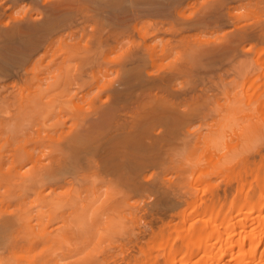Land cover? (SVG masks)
<instances>
[{
  "label": "bare ground",
  "instance_id": "bare-ground-1",
  "mask_svg": "<svg viewBox=\"0 0 264 264\" xmlns=\"http://www.w3.org/2000/svg\"><path fill=\"white\" fill-rule=\"evenodd\" d=\"M186 9L190 12L185 13ZM189 33L195 37L189 39ZM263 39L264 0H0V149L9 143V136H15V132L16 136L12 138H18L17 135L22 140L27 138V134L35 130L32 128L30 132L28 129L35 123L41 131L42 127V130L48 128L43 126L45 121L44 125L53 120L60 123L62 120L59 119L63 117L64 120V116L71 121L60 141L57 139L53 146L50 144L52 159L49 158L50 162L45 166L42 162L36 163L40 157L33 154V146L26 149L18 143V150L9 158V151L6 153L3 148L8 164L0 150L1 251L12 229L44 232L43 237L40 235L43 233L38 237L53 246L61 243L62 232L66 229L65 233L78 240L77 248L81 245L84 248L91 237H95L94 240L97 237L101 242L103 237L124 233L126 229L115 213L107 215L103 224H97L100 206L94 207L98 192L92 193V187V190L89 187L91 191H85L92 194H88L92 198L89 196L85 202L69 195V205L67 200L64 205L67 208L71 205L73 210L69 213L70 207L66 208V218L59 214L65 223L45 230L49 220L46 221L44 216H51L60 208L59 201L55 203L56 198L52 197L54 185L60 180V183L70 184L78 177L83 179L80 176L83 173L79 172L88 168L95 176L98 171L97 178H106L102 186L110 184V188H115L108 191L107 185L105 196L150 194L153 204L148 203L152 205L153 214L162 218H158L160 222L165 216L174 217L171 212L175 209L178 210L177 217L178 213L181 216L183 210L186 212L191 207L188 211L193 214L189 212L191 216L184 222L187 227L183 225L180 232L177 228L173 232L175 239L171 241L176 240V251L167 244L173 237L171 231L169 240L164 234L167 243L164 235L157 243L163 251V264H264V110L261 108L264 104V71L254 70L250 58L253 44ZM257 56H260L259 52L255 58H259ZM253 70L259 74L254 72L253 75ZM215 72L219 74L211 75L217 82V85L213 84L217 90L211 87L212 77L204 75ZM252 77L259 78L262 83L255 82ZM244 82L255 90L251 95L242 93L241 83ZM12 83L19 85L11 87ZM209 83L211 85L207 87ZM211 88L213 95L221 90L222 97L219 93L220 99L215 97L216 94L213 97ZM212 97L217 100L210 106ZM78 100L88 102L85 106L88 108H79ZM251 109L259 116H250ZM50 126L48 130L52 129ZM20 132L25 136L21 137ZM33 145L35 148L37 144ZM190 150H194L192 153L197 157L196 152L200 153L197 150L202 151L201 155L205 152L212 161L211 167L201 173L205 186L200 189L205 187L206 198L202 201L198 197L202 206L196 199L192 201L200 204V211L193 210L196 207L193 203L194 208L190 205L192 199L189 198L186 204L182 200L188 208L181 212L175 191L170 192L180 183L176 185L166 176L171 171V164L175 169V166H183L184 160L187 164L192 158L198 161ZM48 153L50 157L47 150ZM250 155L252 158L248 161ZM176 162L178 165L174 164ZM182 166L180 171H185ZM60 168L66 169L63 174L67 175V180L60 174ZM213 178L227 185H218L217 181L213 184ZM230 182H234V186ZM222 186H228L230 191L233 189L230 199L225 196L229 189ZM28 192L41 199L35 213L28 210V214L19 211L20 215H11L9 206L14 207L13 200L18 201ZM221 194L224 197H220ZM75 200L81 205H76ZM113 201L117 202L116 199ZM161 227L158 238L164 229ZM151 233L152 237L157 235L156 231ZM151 239L148 238L149 242ZM39 241L42 243L41 239ZM154 241L150 245L152 249ZM54 250L51 247V251ZM152 260L155 263V258Z\"/></svg>",
  "mask_w": 264,
  "mask_h": 264
},
{
  "label": "rangeland",
  "instance_id": "rangeland-1",
  "mask_svg": "<svg viewBox=\"0 0 264 264\" xmlns=\"http://www.w3.org/2000/svg\"><path fill=\"white\" fill-rule=\"evenodd\" d=\"M188 9H186V11H185V13H189L190 12V10H188ZM190 35H189V39L190 38H192V37H195V35L193 36V34L192 33H189ZM262 41V42H261ZM260 42H258L257 44H253L254 45V47H253V50H251V54H250V58H251V63H253L254 65H252L253 66V69L255 70H257V71H259V73L260 72H263L264 71V49H262L261 50V48H263L264 47V39L263 40H261ZM256 47H257V49H256ZM259 47V48H258ZM261 47V48H260ZM256 49V51H254ZM261 51V52H260ZM255 52H256V54H255ZM258 52H259V55L260 56H257V57H259V58H255L256 57V55L258 54ZM261 53V54H260ZM254 58H253V57ZM255 61H254V60ZM259 60V61H258ZM261 61V62H260ZM257 62L259 63V64H257ZM261 63H263L262 65H261ZM260 66H262V68H260ZM259 68V69H258ZM260 69H261V71H260ZM253 70V75H255L254 74V72H256V71H254ZM258 72H256V74H257ZM258 73V74H259ZM214 74V76L216 75V74H219V73H210V74H204V75H210V77H212V78H210V79H212L211 81H213V82H211L210 81V83H212V88H215V87H213V84H216L217 82H216V80H215V82H214V77L212 76V75ZM207 76V77H208ZM206 76H204V78H205ZM255 77V76H254ZM203 78V79H204ZM194 79V78H193ZM216 79V78H215ZM252 79H254L253 77H252ZM255 80V82L257 81V83H259V82H261L262 83V81H259V78L257 79V77L254 79ZM254 80H253V82H254ZM259 81V82H258ZM196 82H198L197 80H196ZM208 84V86L207 87H209L211 84ZM13 84V86H11V87H18V83H12ZM196 84H199L200 85V82H198V83H196ZM242 84L243 83H241V91H243L242 93H248V95L251 93V92H253V91H255V90H253V88H250V87H252L250 84H252V80H251V83L248 85V87H247V84H248V82L247 83H245L244 82V84H243V88H242ZM246 84V85H245ZM260 84V83H259ZM217 85V84H216ZM245 85V86H244ZM254 85V84H253ZM215 86V85H214ZM257 86V85H256ZM210 89L209 91H210V93H211V91L213 90V89ZM217 89H218V87H216ZM215 88V89H216ZM245 88V89H244ZM209 89V88H208ZM214 89V90H215ZM216 89V90H217ZM244 89V90H243ZM247 90H248V92H247ZM252 90V91H251ZM222 91L220 90V92H218L219 93V96L220 97H222V94L220 95V93H221ZM208 93V92H207ZM210 93H208V94H210ZM217 93V94H218ZM246 93H245V95H246ZM216 94V93H215ZM215 94L213 95V91H212V95H213V97L215 96ZM216 94V95H217ZM244 95V94H243ZM251 95V94H250ZM218 95L217 96H215L216 98L218 97V99H220V97H219ZM213 97H212V102L210 101V106H212V105H214L215 104V102H216V98L215 99H213ZM213 100H215V101H213ZM79 103V104H78ZM257 104V102L256 103H254L253 104V106H255ZM77 105L79 106V108H84L86 105L88 106V102H86V101H79L78 100V102H77ZM258 105V104H257ZM256 105V106H257ZM264 104H262L261 105V108H263V110H264V106H263ZM253 106H252V108H253ZM255 106V107H256ZM86 108V107H85ZM88 108V107H87ZM86 108V109H87ZM86 109H82V110H86ZM251 110H253V109H251ZM261 111H262V109H260ZM254 111L255 110H253V112L251 111L250 112V110H249V112L251 113V114H253V115H251L250 114V116H255L256 114L254 113ZM257 112V111H256ZM260 112V111H259ZM259 112H257V113H259ZM264 111H262V115L264 116V113H263ZM261 115V114H260ZM262 115H261V117H262ZM256 116H259L258 114L256 115ZM61 117V116H60ZM59 117V118H60ZM65 117H67V116H64V120H63V117H61L59 120L61 121H65V122H62L63 124H65V126L62 124L60 127H62V128H58L57 129V127H58V125H60V123H55L56 122V120L54 121L53 120V123H49V122H52V121H49V122H47L48 124H50V125H52L53 124V126L55 127V125H56V127L55 128H52L50 125H44V123L46 122H43V126H45V128L46 127H48L49 128V126L52 128V129H49L48 130V128H47V130L46 129H43L42 130V128H44V127H42L41 128V131L39 130H37V123H35V121H32V122H34L35 123V125H34V123H32L33 125H34V127L32 126L30 129H28V128H26V130L28 129V130H30V132H31V129L33 128V129H35V130H37V133H40L39 135L37 134V133H35L36 131L35 130H33V132L30 134L28 131V133L31 135H29V134H27V138H26V136L25 135H23V133H27L26 131H24L23 133L22 132H20V136L22 137V135L23 136H25L24 138H26V139H24L23 138V140H22V138H19V135H17L18 136V138H12V137H15L16 136V132H15V136H9V134H6L7 136H9L10 137V141H9V143L7 144H4L3 146H2V148L0 149L2 152H3V148H4V151L7 153L8 151H9V153L11 152V153H13V154H9V153H7V157L9 158V155L11 156V155H14L15 153H16V151L18 150L17 149V145H18V143H21V146L23 147V148H28L29 149V147H30V149L32 148V146H33V148H32V150H34V151H32L33 152V154H35V155H37V157L39 158V160H38V162H36V163H41V164H43L44 166H45V164L46 163H48V161L50 160V159H52V148H51V146H50V144L53 146L54 144H55V141H57V139L59 140V139H61L62 138V136H63V134H65L66 132H64V130L66 131V129L67 128H69L68 126H69V123L71 122V121H68V119L66 118L65 119ZM69 118V117H68ZM58 120V121H59ZM69 120H71V119H69ZM31 121H30V125H31ZM68 122V123H67ZM29 123V122H28ZM55 123V124H54ZM72 124V123H71ZM70 124V125H71ZM68 125V126H67ZM28 126V125H27ZM35 126H36V128H35ZM65 127H66V129H65ZM39 129V128H38ZM35 131V132H34ZM55 131V132H54ZM68 131V130H67ZM44 132V133H43ZM19 133V132H18ZM58 133V134H57ZM34 134V135H33ZM56 136H55V135ZM11 135H13V133L11 134ZM36 135H38V136H36ZM60 135V136H59ZM48 136V137H47ZM2 137H4V136H2ZM51 137V138H50ZM1 138V137H0ZM34 138V139H33ZM37 138H39V139H37ZM47 138V139H46ZM28 139V140H27ZM32 141H31V140ZM54 139V140H53ZM16 140H17V142H16ZM19 140V141H18ZM60 141V140H59ZM235 141V139L233 140V142ZM30 142V143H29ZM38 142V143H37ZM40 142V143H39ZM54 142V143H53ZM11 143V144H10ZM28 145H27V144ZM32 143V144H31ZM57 143V142H56ZM14 146H13V145ZM30 144H31V146H30ZM33 144H37V145H35L36 147L34 148V145ZM8 145V146H7ZM24 145H26L27 147H24ZM49 145V146H48ZM10 146V147H9ZM17 146V147H16ZM20 146V145H19ZM41 146V147H40ZM10 149H9V148ZM49 149H51V150H49ZM12 150H14L13 152H12ZM42 150V151H41ZM45 150V151H44ZM47 150H48V152H50L51 153V156L49 157V153L47 154ZM188 150V149H187ZM195 150V149H194ZM194 150H190L191 151V153L194 151ZM190 151H189V154H190ZM197 151H199L200 153L202 152V151H200V150H197ZM36 152V153H35ZM42 154H41V153ZM204 152V151H203ZM6 153H4L3 152V157L5 158L6 156H4V155H6ZM40 153V154H39ZM188 153V152H187ZM200 153H197L196 152V154L198 155V157L197 156H195L194 154L195 153H192V157H193V155L195 156V157H197V160L198 161H196V158H192L191 160L192 161H194V162H192V161H190V162H188V164L190 163V165L188 166V164L186 163V160H184L185 161V164H186V166H185V164L183 165L184 166V170L185 171H180V169L182 170V168H181V166H175L176 168H178V169H173L174 168V166H173V164H171L172 166H171V171H169V169H167V171H169V175L167 174V176L165 175V173H163L162 172V174H164V176H166V177H170V178H172L171 179V181H175V184L177 183H180L179 185H177L178 187H179V189H176V188H178V187H176L175 188V190H171L170 192H172V191H175V197L176 198H178L177 200L180 202V205L179 206H182V207H179L180 209H179V211H181L182 212V209H187L186 207H184V206H186L185 204L187 203L186 202V200L188 201V200H190V199H192V200H190L191 202H189L190 203V205L192 206L193 204H195V207L197 208H194L193 206V210H198V208L200 209V204H196V203H194L195 201H197V199H199V198H201V200L203 201L205 198H206V196L204 197V188L205 187H203V189L201 188L200 189V187H202V186H205V185H203V184H205L204 183V179H202L201 177H202V174L201 173H204V172H206L205 171V169L206 170H208L210 167H211V159L209 158L208 159V156H209V154L207 155V153H205L204 152V154L203 155H201ZM0 154H1V152H0ZM45 155V160L44 159H42V158H44V155ZM41 155V156H40ZM207 155V156H206ZM251 155H253V154H251ZM247 156V160L248 161H251V160H249V159H251L252 158V156ZM185 156H186V152H185ZM199 156H201L200 157V159L201 160H199L198 158H199ZM213 155L211 154V157H212ZM0 157H2L1 155H0ZM36 157V156H35ZM205 157V158H204ZM215 157V158H214ZM250 157V158H249ZM50 158V159H49ZM213 159H216V156L214 155L213 157H212ZM255 158H257L256 156H255ZM49 159V160H48ZM4 160H7V162H5L6 164H8V159L7 158H5ZM10 160V159H9ZM50 162V161H49ZM196 162V163H195ZM179 163V162H178ZM178 163L176 162V163H174L175 165L177 164L178 165ZM209 163V164H208ZM47 165H49V164H47ZM46 165V166H47ZM198 165H199V167H198ZM208 165H209V167H208ZM245 165V164H244ZM182 166V167H183ZM245 166H247V165H245ZM5 167L7 168V165H5ZM187 167V168H186ZM196 168V169H194V168ZM92 168V167H91ZM91 168H89V169H91ZM170 168V167H169ZM88 169V168H87ZM85 170L84 172H79L80 174H82V175H80V176H83V179H82V177H78V175H79V173H77L76 174V176L79 178H76L75 179V181L78 179V181H76V183H75V181H74V183L72 182H70V184L72 185V186H70V184H67V183H60L62 180H60V184L59 183H56L55 185H58V186H55L54 185V187L52 188L53 190H51V193H52V197H54V199L56 200V201H54V199H53V201L56 203L57 201H59V202H57V204L59 205V207H57V209H58V211H55V214H52L51 216H44V217H47L45 220L47 221V220H49L47 223L49 224V226H48V224L47 223H45V226L47 227V229H46V227H45V230H48L49 228H51L52 226H54L55 224H63V221L65 220H63L62 221V217L64 218L66 215H65V213L67 214V212H71L72 210H71V207L70 206H68V208H67V205H69V202L70 201H68V200H70V198H71V196L72 197H74L73 199H75L76 198V200H77V197H80L81 199H82V201H81V199H80V201H81V203L82 202H85V201H87V199L89 200V198H92L90 195H92L90 192H88V193H86L88 190H89V187H90V189H91V187H92V191L91 190H89V191H91L92 193H93V191H97L98 193H96L97 194V197H96V195H95V197H96V203L94 204V207L95 208H97V207H99L100 206V208H98L100 211H99V214H98V216H97V218L96 219H98V220H100V222L98 221V220H96V222H97V224L99 223H104L105 221H106V219H107V217L111 214L112 215V213H115L114 214V216L117 214L118 215V217L117 218H119V220H120V222H122L121 224L124 226V228L126 229V230H124L125 232L123 233H120V234H116L117 236H114V235H112V237L111 236H107V238H105V237H103V238H105V239H101V242H99L98 240H97V237H96V239L94 240V238L95 237H91L90 239H89V243L87 244V245H85L84 246V248L82 247L83 245H81V247H79V248H77L78 247V244H76V242L78 241H76V239H73V236H71L70 235V233H65L64 231H66V229L62 232L63 233V236L64 237H62L63 239H60L61 240V243L59 242V243H57V245L56 244H54V246H56V248H54V246H53V244L51 245L50 243H48V242H45L44 241V239H42L41 237H43L44 236V232H40V233H43V234H40L38 231L36 232V231H30V230H28V231H30V232H28L27 231V229H26V231L25 230H18V229H16V230H14V229H12L13 231H11L10 233H8L9 235H7V241H6V244H5V246H6V248H5V246H3V248H2V250L4 251H1V248H0V253H2V255L0 256L1 258L0 259H2V261H3V263H1V264H34L35 262V264H41V263H45L46 262V264H120V262H121V264L122 263H124V264H140L141 262L144 264V263H146V264H153L154 263V261L152 260V259H154L155 258V260L157 261H155V263L154 264H163V262H164V260H163V251H162V249H161V246H159L158 247V245H157V243H159L160 241H161V238H162V235H166L167 234V239L169 240V238L171 237V236H173L171 239H170V241L173 239H175L174 238V231H175V228H177L176 230L177 231H181V229H184V226L186 225V223H184L186 220L185 219H187V218H189L190 216H191V213L193 214V212H191V211H188V209H190L191 207H189L187 210H186V212H185V210H183L184 212H183V214L180 216L179 215V213H178V215H179V217H178V215H177V217H176V211H178L177 209H175V212H171V213H173L175 216V218L173 217V215H172V217L170 218V216H168L169 217V219H172L171 221L168 219V217L167 216H165V218L163 217V220H162V222H160L159 221V219L161 220L162 218H157V216L156 215H154L155 214V212H154V214H153V209L151 208L152 207V205L151 204H149L150 202L153 204V200H152V196L150 195V194H148V193H146V195H145V193H143V194H139V195H132L131 196V194H123V197H121V195H113L112 193H116V191H114V192H112V193H110V194H112V195H109V196H105L106 194H105V188H106V186L107 185H109V188H108V186H107V188L106 189H108V191H110V189L112 188V189H115V188H113V187H111L110 188V184H106V186L104 187V186H102L103 184H104V180L105 181H107L106 180V178H104V180L101 178V176L99 177L98 176V178L96 177L97 176V174H98V171H97V174H96V176H95V174H94V171L91 173V171H92V169L91 170ZM194 171H193V170ZM64 170H66V169H61L60 168V174H62L65 178H63L64 180L66 179H68V177H67V175H65V174H63L64 173ZM95 170V169H94ZM175 170V171H174ZM62 171V172H61ZM83 171V170H82ZM88 171V172H87ZM167 171H165L166 173H167ZM178 171H180V172H178ZM200 171V172H199ZM204 171V172H203ZM158 172V174L160 175V171L158 170L157 171ZM176 172V173H175ZM183 172V173H182ZM185 172V173H184ZM84 173H87L88 174V176H87V174H84ZM95 173H96V171H95ZM182 173V174H181ZM180 174V175H179ZM189 174V175H188ZM99 175V174H98ZM179 176V178L180 177H182L181 179H178V177L177 176ZM190 175H192V176H190ZM69 176V175H68ZM86 176V177H85ZM163 176V175H162ZM163 176V177H164ZM219 177H220V175H218ZM222 177H221V179L223 178V175H221ZM61 177V176H60ZM85 177V178H84ZM177 177V178H176ZM219 177H216V178H219ZM90 178V179H89ZM102 179V181H101V179ZM169 178V179H170ZM187 178H189V179H187ZM224 178H225V174H224ZM245 178H247V180L249 179V177H248V175H246L245 176ZM100 179V180H99ZM178 179V182H176V180ZM185 179V180H184ZM202 179V180H201ZM220 179V178H219ZM91 180V181H90ZM92 180H94V181H92ZM179 180H183L182 182L181 181H179ZM224 182H225V180L224 179H222ZM81 181V182H80ZM86 181H88V182H86ZM202 182V184L200 185V183H198V182ZM217 181V182H216ZM223 181H219L218 179H215L214 180V178H213V181H212V183L213 184H220V185H223V184H226V183H224ZM83 182V183H82ZM86 182V183H85ZM187 182V183H186ZM189 182V183H188ZM216 182V183H215ZM219 182V183H218ZM80 183V184H79ZM81 183L84 185H81ZM99 183V184H98ZM101 183H103L102 185H101ZM108 183V182H107ZM197 183V186H198V188H197V186L195 185ZM230 183H232L231 185L232 186H234L233 184H234V182H230ZM229 183V184H230ZM61 184H63V185H61ZM74 184V185H73ZM186 184V185H185ZM187 184H189V185H187ZM191 184V185H190ZM195 186L194 188H192L193 187V185ZM229 184H228V186H229ZM67 185H68V187H67ZM77 185H79V186H77ZM99 185V186H98ZM100 185H101V188H100ZM182 185V186H181ZM184 185V186H183ZM227 185V184H226ZM228 186H227V188H228ZM232 186H230V188H233ZM60 187V188H59ZM66 187H67V189H66ZM74 187V188H73ZM78 187V188H77ZM99 187V188H98ZM183 187V188H182ZM220 188H221V186H219ZM222 187H225V186H222ZM88 188V189H87ZM96 188V189H95ZM98 188V189H97ZM181 188H182V191H181ZM226 188V187H225ZM226 188V189H227ZM45 189H46V187H45ZM111 189V190H112ZM171 189H172V187H171ZM226 189H225V191H226ZM229 189V188H228ZM227 189V190H228ZM99 190H100V192H99ZM179 190V191H178ZM183 190H186L187 191V193H186V191L184 192ZM199 190H200V192H199ZM233 190V189H232ZM230 191V189L227 191L229 194H227V192H224L225 194H227V195H225L226 196V198L227 199H230V197H231V192H233V191ZM48 191H50V190H46V192H48ZM72 191H74V192H72ZM82 191V192H81ZM86 191V192H85ZM101 191H103L104 192V195H103V193L101 192ZM107 191V192H108ZM176 191H177V193H176ZM190 191V192H189ZM45 192V193H46ZM60 194H59V193ZM77 192V193H76ZM80 192V193H79ZM199 192V193H198ZM29 193V192H28ZM33 193H35V192H33ZM50 193V192H49ZM75 195H74V194ZM172 193H174V192H172ZM185 193V194H184ZM220 193H222V192H220ZM30 194H32L31 192L27 195V194H24L25 196H26V199H25V197H24V195H23V197L22 198H20L18 201H16V200H13L14 202H13V205H14V207L12 208L11 206H9L11 209H10V214L11 215H20L21 213V211L22 212H25L26 211V213L28 214L29 212H32L31 214H33V213H35V210L34 209H36L38 206L37 205H40V202H41V199H40V197H38V196H36V195H34L33 196V194L31 195V196H29ZM88 194H90V195H88ZM95 194V193H94ZM93 194V195H94ZM108 194V193H107ZM148 194V195H147ZM69 195H71V196H69ZM78 195V196H77ZM85 195H87V196H85ZM29 196V197H28ZM90 196V197H89ZM113 196V197H112ZM145 196V197H144ZM151 196V197H150ZM186 196V197H185ZM200 196V197H199ZM223 196V194H221V196L220 197H222ZM31 197V198H30ZM34 197V198H33ZM70 197V198H69ZM87 197V198H86ZM89 197V198H88ZM94 197V196H93ZM109 197V198H108ZM130 197H133V198H136V199H132V198H130ZM138 197V198H137ZM148 197H150L151 198V200L148 198ZM182 197V198H181ZM194 197H196V198H194ZM199 197V198H198ZM224 197V196H223ZM27 198H28V200H27ZM99 198V199H98ZM128 198V199H127ZM181 198V199H180ZM190 198V199H189ZM35 201V202H32L33 200ZM68 199V200H67ZM79 199V198H78ZM100 199H101V201H100ZM102 199H104V200H102ZM113 199L115 200H117V202H114L113 201ZM128 200V202H127V200ZM138 199V200H137ZM142 199H143V201H142ZM145 199V200H144ZM146 199H147V201H146ZM196 199V200H195ZM226 199V200H227ZM67 200V202H68V204L67 203H65V201ZM72 200V199H71ZM76 200H75V204L76 205H78V206H80L81 205V203H80V205L78 204V202L76 203ZM118 200H119V202H118ZM136 202H135V201ZM182 200H183V202H184V200H185V204H183V203H181L182 202ZM195 200V201H194ZM37 201V202H36ZM62 201V202H61ZM139 201V202H138ZM192 201H194V202H192ZM228 201V200H227ZM100 202V203H99ZM112 202H114L113 204H111ZM124 202H125V204H124ZM149 202V203H148ZM198 203L200 202L199 200L197 201ZM15 203V204H14ZM29 203H30V205H29ZM32 203V204H31ZM63 203V204H62ZM64 203L65 204H67V205H64ZM72 203V202H71ZM70 203V204H71ZM116 203V205H114ZM142 203V204H141ZM193 203V204H192ZM201 203V206H202V202H200ZM17 204V205H16ZM64 205V206H62V205ZM134 204H137V205H134ZM140 204V205H139ZM145 204V205H144ZM148 206H147V205ZM183 204V205H182ZM108 205V206H107ZM109 205H112L111 207L109 206ZM114 205V206H113ZM196 205H198V207L196 206ZM19 206V207H18ZM28 208H27V207ZM73 206H74V204H73ZM102 206V207H101ZM141 206V207H140ZM9 207H7L6 208V211L9 213ZM17 207V208H16ZM21 207V208H20ZM62 207V208H61ZM113 207V208H112ZM68 209V211H67V209ZM75 208V207H74ZM102 208H103V212L101 211L102 210ZM112 208V209H111ZM116 208V209H115ZM121 208V209H120ZM27 209V210H26ZM39 209V208H38ZM66 209V210H65ZM93 209V208H92ZM111 209V210H110ZM145 209H146V212H145ZM147 209H149V210H147ZM150 209H151V211H150ZM28 210H29V212H28ZM60 210V211H59ZM63 210V211H62ZM192 210V211H193ZM11 211H12V213H11ZM20 211V212H19ZM65 211H67V212H65ZM187 211H188V215H186L187 214ZM194 211V212H195ZM198 211H200V210H198ZM64 212V213H63ZM111 212V213H110ZM118 212V213H117ZM149 212H150V214H149ZM181 212H180V214H181ZM189 212H191V213H189ZM19 213V214H18ZM57 214V215H56ZM62 216V214H63V216L61 217L60 215ZM26 215V214H25ZM108 215V216H107ZM149 215V216H148ZM152 215H154L157 219H154L155 217L154 216H152ZM186 215V216H185ZM59 218H58V217ZM183 216V217H182ZM188 216V217H187ZM149 217V218H148ZM150 217H152L153 219H151ZM186 217V218H185ZM50 218V219H49ZM66 218V217H65ZM140 220H139V219ZM167 218V219H166ZM55 219H57V220H55ZM60 219V220H59ZM150 219V220H149ZM182 219V220H181ZM147 222H146V221ZM154 220V221H153ZM158 220V221H157ZM166 220V221H165ZM174 220H176V221H174ZM61 223H60V222ZM137 221V222H136ZM144 221V222H143ZM148 221H150V222H148ZM180 221V224L178 223ZM58 222V223H57ZM153 222V223H152ZM166 222H168V223H166ZM182 222H183V224H182ZM64 223H65V221H64ZM102 223V224H103ZM140 223V224H139ZM149 224V226H148V224ZM150 223H151V225H150ZM161 223H162V225H163V223H164V227L161 225ZM166 223V224H165ZM173 223V224H172ZM174 223H176V225L174 224ZM96 224V223H95ZM101 224V225H102ZM136 224V225H135ZM138 224V225H137ZM143 224V225H142ZM145 224H147V226L145 225ZM179 224V225H178ZM182 224V225H181ZM59 225V226H60ZM157 225V226H156ZM184 225V226H183ZM62 226V225H61ZM60 226V227H61ZM99 226V225H98ZM103 226V225H102ZM141 226V227H140ZM162 226V227H161ZM169 226V229L167 228ZM63 227H64V225H63ZM138 229H137V228ZM158 228V230H156L157 228ZM160 227L163 229L162 231L164 232H162V231H160V234H161V236H159V238H158V235H159V233H158V231L159 230H161L160 229ZM181 227V228H180ZM187 227V225L185 226V228ZM132 230H131V229ZM144 228H146V229H144ZM166 228V229H165ZM172 228V230H170ZM174 229V230H173ZM43 230V229H42ZM63 230V229H62ZM61 230V231H62ZM130 230V231H129ZM142 232H141V231ZM150 231V233L151 232H155L156 231V234L157 235H153L154 237H152L151 235L153 234V233H149V231ZM152 230V231H151ZM168 230V231H167ZM16 231H17V233H16ZM129 231V232H128ZM133 231V232H132ZM145 233H144V232ZM173 233V235H171L172 233ZM177 231L175 232V234H177ZM18 232L19 233H21V234H18ZM24 233V234H23ZM31 233H33V235L31 234ZM137 233V234H136ZM149 233V234H148ZM16 234H18V235H16ZM38 234V235H37ZM41 235V237H38V236H40ZM68 236H67V235ZM122 234V235H121ZM133 234H135V235H133ZM171 235V236H169V235ZM43 235V236H42ZM165 235H164V239H166L165 238ZM19 236H20V238H19ZM23 236V237H22ZM34 236V237H33ZM114 236V237H113ZM151 236V237H150ZM18 237V238H17ZM24 237H25V241L23 240L24 239ZM28 237V238H27ZM72 237V238H71ZM152 238L151 240H150V242H149V240H148V238ZM177 237H179V235H177ZM35 238V239H34ZM42 240V243H41V241H39L40 239ZM110 238V239H109ZM70 239V240H69ZM122 239V240H121ZM134 239V240H133ZM154 239H155V241H154ZM160 239V240H159ZM167 239L165 240L166 241V243H167ZM177 239V238H176ZM30 240H31V242H32V244H31V242H30ZM91 240V241H90ZM97 240V241H96ZM104 240V241H103ZM143 242H142V241ZM146 240H148V241H145ZM154 241V243H153V249H152V247L150 246V245H152V242ZM179 240V239H178ZM178 240H177V242H178ZM27 241V242H26ZM28 241H29V243H28ZM158 241V242H157ZM170 241L167 243L168 244V246H169V248H170V245H172L171 246V250L173 251V250H175L176 251V248H177V245H175V244H177V243H175V241H171V243H170ZM19 242H20V244H19ZM37 242V243H36ZM39 242V243H38ZM73 242V243H72ZM101 244H99V243ZM136 242V243H135ZM145 242V243H144ZM27 243V244H26ZM41 243V244H40ZM146 243H147V245H146ZM150 243V244H149ZM156 243V244H155ZM17 244V245H16ZM19 244V245H18ZM37 244V245H36ZM39 244V245H38ZM76 244V245H75ZM98 244V245H97ZM144 244V245H143ZM149 244V245H148ZM14 245V246H13ZM44 245H45V248L43 249V247H44ZM65 247H64V246ZM100 245V246H99ZM173 245H175L176 247L174 248L173 247ZM17 246V247H16ZM20 248H19V247ZM80 246V245H79ZM157 246V247H156ZM51 247H52V250L53 249H56V250H54V251H51ZM91 247V248H90ZM148 247V248H147ZM150 247H151V249H150ZM5 248V249H4ZM17 248H19V249H17ZM21 248H22V250H21ZM87 248V249H86ZM158 248V249H157ZM172 248H174V249H172ZM148 249V250H147ZM155 249V250H154ZM157 249V250H156ZM9 250V251H8ZM8 253H7V252ZM20 251V252H19ZM44 251V252H43ZM92 251V252H91ZM24 254H23V253ZM146 252V253H145ZM12 253V254H11ZM95 253V254H94ZM135 253V254H134ZM152 253V254H151ZM147 254V255H146ZM150 256H149V255ZM198 254V253H197ZM17 255V256H16ZM47 256V257H45V258H43L44 256ZM93 255V256H92ZM145 255V256H144ZM196 255V254H195ZM194 255V256H195ZM198 255H200V254H198ZM198 255L196 256V257H198ZM126 256V257H125ZM130 256V257H129ZM147 256V257H146ZM5 257V258H4ZM148 257H149V259H148ZM150 257H152L151 259H150ZM176 257H179V256H176ZM16 258V259H15ZM47 258V259H46ZM145 258V259H144ZM157 258V259H156ZM8 259V260H7ZM40 259V260H39ZM48 259L50 260V261H48ZM139 259V260H138ZM142 259H144L145 260V262H144V260L142 261ZM146 259H148V260H146ZM5 260V261H4ZM36 260V261H35ZM59 260V261H58ZM125 262H124V261ZM152 260V261H151ZM136 261V262H135ZM140 261V262H139ZM134 262V263H133ZM139 262V263H138ZM175 264H178L177 262L175 263ZM186 264H189V263H186Z\"/></svg>",
  "mask_w": 264,
  "mask_h": 264
}]
</instances>
